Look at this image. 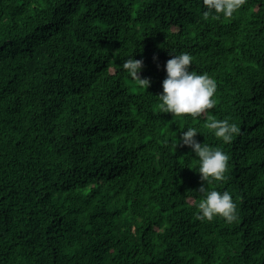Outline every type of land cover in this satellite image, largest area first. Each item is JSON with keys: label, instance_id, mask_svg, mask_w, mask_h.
<instances>
[{"label": "trees", "instance_id": "trees-1", "mask_svg": "<svg viewBox=\"0 0 264 264\" xmlns=\"http://www.w3.org/2000/svg\"><path fill=\"white\" fill-rule=\"evenodd\" d=\"M0 0V264H264V0ZM216 82L207 116L157 108L170 54ZM142 59L139 90L121 69ZM240 129L222 143L207 118ZM219 147L236 219H196L180 132ZM176 139L178 141L175 148Z\"/></svg>", "mask_w": 264, "mask_h": 264}, {"label": "clouds", "instance_id": "clouds-1", "mask_svg": "<svg viewBox=\"0 0 264 264\" xmlns=\"http://www.w3.org/2000/svg\"><path fill=\"white\" fill-rule=\"evenodd\" d=\"M246 0H202L205 9L203 15L213 19L230 18L233 13L242 7ZM170 58L164 64L165 78L161 82L162 91L155 96L157 108L163 113L180 117L188 114L191 117L207 116L206 110L215 106L213 99L216 91V82L207 73L190 71L193 57L187 52L174 54L169 52ZM143 66L142 59H133L129 56L120 66L126 72L133 84L142 91L150 86V80L142 78L140 72ZM206 128L222 143H230L240 129L236 123H230L228 118H207ZM198 129L189 126L180 132L179 144L187 146L195 155L199 173L203 184L199 187L200 199L196 203L197 220L211 221L214 217L223 218L226 223L233 222L236 217V204L228 191H217L207 188L208 183L225 180L228 155L219 147H211L206 143L198 142L195 137ZM177 139L175 148L177 146Z\"/></svg>", "mask_w": 264, "mask_h": 264}]
</instances>
